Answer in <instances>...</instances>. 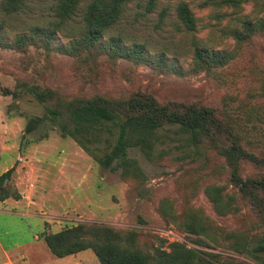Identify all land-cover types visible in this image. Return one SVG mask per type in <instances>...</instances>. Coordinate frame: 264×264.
Wrapping results in <instances>:
<instances>
[{
	"label": "rangeland",
	"instance_id": "1",
	"mask_svg": "<svg viewBox=\"0 0 264 264\" xmlns=\"http://www.w3.org/2000/svg\"><path fill=\"white\" fill-rule=\"evenodd\" d=\"M86 2L81 0L76 12L62 23L54 13L55 0H25L11 14L0 4V171L21 165L22 173L24 169L29 173L21 185H15L13 171L10 180L35 215H0L2 244L22 242L34 233L41 237L75 224L95 223L137 232V245L144 250L155 246L168 250V243L177 241L198 249L207 264H264V251L252 250L264 239V223L240 200L228 182V166L214 150L203 146L197 151L186 145L183 134L159 130L161 140L155 142L151 159L136 146L127 148V156L136 160L144 174L143 182L123 180L118 169L100 167L70 138L61 137L56 123L44 120L24 134L26 120L45 113L43 105L28 94H1L2 88L18 90L37 84L64 99L121 98L142 90L159 102H201L221 110L243 146L264 158V28L259 26L264 1L238 0L232 5L220 0L206 4L202 0H152L148 6V0H129L100 40L89 47L81 38ZM180 3L193 16L192 29L177 17ZM51 30L45 43L44 33ZM237 32L246 38L237 39ZM20 35L25 36L22 46L4 45L13 44ZM115 38L121 47L142 45L146 61L117 56L110 49ZM194 47L223 51L228 59L208 70H192ZM43 133V139L31 141ZM34 148L30 165L37 169L35 174L27 167ZM160 151L165 155L159 156ZM238 172L242 177L264 176V162L242 161ZM207 184L224 185L223 193L233 195L226 212L215 211L203 191ZM162 198L172 200L175 213L189 206L198 208L209 220L214 240L185 233L162 217L158 208ZM40 244L44 253L38 262L19 259L18 264H73V260L98 264L90 250L56 258Z\"/></svg>",
	"mask_w": 264,
	"mask_h": 264
},
{
	"label": "trees",
	"instance_id": "2",
	"mask_svg": "<svg viewBox=\"0 0 264 264\" xmlns=\"http://www.w3.org/2000/svg\"><path fill=\"white\" fill-rule=\"evenodd\" d=\"M24 1L1 0L0 4L4 12L11 14ZM80 1L55 0L54 13L59 22L62 23L74 14ZM86 1L82 13L81 38L83 44L89 47L100 40L102 33L117 20L122 6L129 0ZM202 1L206 4L209 0ZM220 1L232 5L238 3V0ZM151 5L152 0H148V6ZM177 17L187 29L194 27L193 16L186 4H179ZM243 26L247 25L243 22ZM259 26L264 28V13ZM52 33L53 30L44 33L45 43H48ZM241 34L237 32L235 37L246 38ZM115 39L110 49L116 51L117 56L136 62L146 61L142 45L121 47L120 40ZM24 41L25 36L20 35L13 40V44L4 45L20 47ZM227 59L228 55L223 51L194 47L190 67L192 70H208L224 64ZM158 62H162L160 57ZM1 94L12 97L28 94L43 105L45 113L42 117L27 119L23 127L24 134H30L44 120L56 123L60 136L70 138L97 165L111 171L118 169L121 179H131L135 183L143 182L144 174L136 160L127 156V148L136 146L145 158L151 159L155 142L161 140L159 130L168 129L174 135L183 134L186 145L189 144L197 151L207 146L223 157L228 166V182L238 191L240 200L249 204L264 223V176L242 177L238 172L242 161L259 165L264 162V158H258L243 146L231 121L216 107L196 101L159 102L142 90L121 98L93 95L64 99L51 88L30 84L18 90L2 88ZM45 136L46 133L38 134L31 141H39ZM158 155H165V151H160ZM13 169L11 166L0 173V202L7 198H20V193L10 180ZM224 189V185L215 184H207L203 188L205 196L218 214L226 212L234 200L232 194L223 193ZM158 208L160 215L178 229L188 234L202 235L209 241L214 240L209 220L198 208L189 206L175 213L172 200L167 198L160 200ZM40 236L47 251L54 257L90 250L98 264H207L198 249L187 247L181 242L168 243V250L157 246L144 250L137 245V232L120 231L103 224L80 223ZM197 241L202 243L201 240ZM252 250L264 251V239H260Z\"/></svg>",
	"mask_w": 264,
	"mask_h": 264
},
{
	"label": "crops",
	"instance_id": "3",
	"mask_svg": "<svg viewBox=\"0 0 264 264\" xmlns=\"http://www.w3.org/2000/svg\"><path fill=\"white\" fill-rule=\"evenodd\" d=\"M1 149H2L1 153H5V152H3V151H5L3 149V147H1ZM36 150H37V148H34L32 154L28 155V159H27L29 161V163L27 162L28 163L27 167L34 174L36 173L37 169L35 167H33L32 165H30V161H31L32 157L35 156ZM51 159L53 160V158H51ZM7 167H4L0 171V173L3 172L4 170H6ZM22 169L23 168H21V165H17V166H15V168L13 170L14 173H13L12 177L14 179V183H15L16 186L18 184L21 185L20 183H24L25 176L28 173L24 169V172L26 174L25 173L23 174L22 173ZM47 179H49L50 181L52 180L50 178H47ZM23 198H24V194H21V198L20 199L14 200V199H11V198H7V199L1 201L0 202V215H3V216H5V215H8V216L15 215V216H18L19 218L35 216L32 212L29 211L28 205L27 204H23V200H22ZM3 233L7 234L8 230L6 228H4ZM40 242L43 243L41 237H38L35 233L32 234V235H29V239H26V240H24L22 242L13 241L8 246L2 244V242L0 240V264H18L17 260H19V259L20 260L21 259L22 260L23 259L24 260L27 259V260H30V261H33V259H35L36 261L40 260L41 256H43V253H44L43 246H42V244H40ZM75 254H70V255H67V256H64V257H56V258L74 257ZM66 261H68V260H66ZM72 263L73 264H79V262H77L76 260H73Z\"/></svg>",
	"mask_w": 264,
	"mask_h": 264
}]
</instances>
